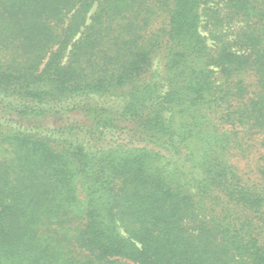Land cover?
Masks as SVG:
<instances>
[{"label":"trees","instance_id":"obj_1","mask_svg":"<svg viewBox=\"0 0 264 264\" xmlns=\"http://www.w3.org/2000/svg\"><path fill=\"white\" fill-rule=\"evenodd\" d=\"M0 264H264V0H0Z\"/></svg>","mask_w":264,"mask_h":264},{"label":"rangeland","instance_id":"obj_2","mask_svg":"<svg viewBox=\"0 0 264 264\" xmlns=\"http://www.w3.org/2000/svg\"><path fill=\"white\" fill-rule=\"evenodd\" d=\"M155 68H161L160 65L158 64V61H156Z\"/></svg>","mask_w":264,"mask_h":264}]
</instances>
